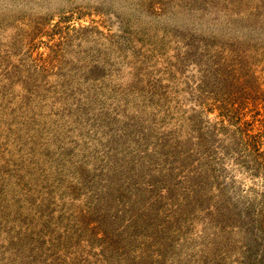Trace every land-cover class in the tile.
I'll list each match as a JSON object with an SVG mask.
<instances>
[{
	"label": "rangeland",
	"instance_id": "obj_1",
	"mask_svg": "<svg viewBox=\"0 0 264 264\" xmlns=\"http://www.w3.org/2000/svg\"><path fill=\"white\" fill-rule=\"evenodd\" d=\"M0 264H264V0H0Z\"/></svg>",
	"mask_w": 264,
	"mask_h": 264
}]
</instances>
